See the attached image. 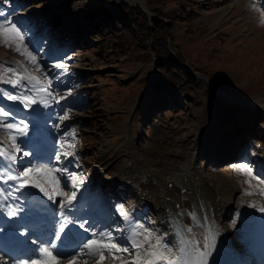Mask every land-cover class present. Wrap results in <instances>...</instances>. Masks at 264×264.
<instances>
[{
    "label": "rangeland",
    "instance_id": "374dc122",
    "mask_svg": "<svg viewBox=\"0 0 264 264\" xmlns=\"http://www.w3.org/2000/svg\"><path fill=\"white\" fill-rule=\"evenodd\" d=\"M194 1L197 3L194 7L197 14L194 23H201L205 29H212L215 34L210 38L213 39V54L227 56L218 59L215 70L211 68L203 74L193 72L204 83L198 87L195 95L192 91L180 93L169 88L159 76L161 73L155 70L153 60L139 66L134 62L138 54L118 57L107 51L102 52L87 34L78 36L72 33L73 21H69L66 15L60 16L57 23L52 21L43 25L40 14L50 4L46 6L39 2L33 5L34 0H0V24L13 22L17 26L31 28L27 39L32 41L33 48L40 47L39 63L43 69V72H36L25 57L0 42V93L19 94L23 91L27 94L30 88L35 91L27 81L22 80L15 87L9 82L15 80L16 76L6 69L11 68L26 75L21 67L24 65L28 73L39 76L45 86L50 83V91L66 96L59 104L51 102L48 108L39 105L44 113L49 111L39 123L49 135L45 161L50 160L55 164V155L61 152V140L70 141V137H65V132L75 129L79 141L75 156L67 159L61 156L63 163L58 166L67 167L69 172L83 179L77 193L76 203L79 210L76 215L88 219L89 226L97 231L122 228L121 232L113 231V235L121 243L127 239L129 233L118 208L122 205L129 215L136 208V197L130 192L125 193L122 199L114 197L106 184H96L98 178H95V170L103 169V178L118 174L116 168H120L126 161L123 157L127 152L124 150V138L128 132L137 138L135 148L140 152V159L147 162L149 169L160 167L168 175H178L182 166H185V170L188 168L194 153V163L208 183L206 185L218 188L226 195L231 193V197L240 205L264 199L259 194L245 195L246 190L254 189H249L244 183L245 177L237 175L231 168L232 165L247 160L252 163L258 177L264 179V55L260 54L264 51V0ZM86 2L88 5L105 4L115 11L121 4H144L147 9L144 0ZM162 9L168 12L170 8L164 5ZM75 23L84 26L81 19ZM163 23L167 24V20L164 19ZM176 36L177 46L192 41L191 36L185 37L180 33ZM184 50L183 48L182 52ZM198 57L201 59L202 56ZM188 61L195 69L191 64L195 60L188 58ZM61 63L66 67L54 66ZM182 65L189 66L188 63ZM44 73H47L49 79L44 78ZM200 75L212 82L217 91L226 92L241 101L232 103L215 98L213 87L208 89L207 82ZM156 83L159 85L157 93L153 86ZM69 90L70 96L67 95ZM188 98L192 99L191 103L186 102ZM175 99L177 102H173ZM0 106L6 110H15L23 105L0 95ZM65 112L69 113L70 119L60 124L59 116ZM257 112L261 114V119L252 129L255 121L252 115L256 116ZM12 113L15 120L23 119L17 116L18 112ZM248 113H251L250 122L244 118ZM56 125H59V130ZM238 129L239 133L236 132ZM241 136L247 139V144L243 145V141L239 140ZM21 137L18 138V143L25 150L32 151L24 145ZM0 141L7 146L3 129H0ZM104 145L107 149L101 151ZM135 155L138 158L136 152ZM34 157H18L17 165L24 167L29 161L35 165L38 160ZM188 176L193 179L192 174ZM61 179L62 183H71L66 175ZM251 183L256 186V181ZM193 185L197 191L209 193L205 184L195 182ZM195 196L197 197L196 193ZM111 203L115 204V209L110 208ZM4 211L0 209L3 215ZM149 213V221L143 225L144 232L160 236L156 230V216L154 212ZM230 220L234 222V218L231 217ZM36 247L37 245L34 249ZM30 254L29 257L33 252ZM131 258L123 254L124 260ZM17 259L8 261L11 262L8 264H16ZM89 264L94 262L90 260ZM104 264L122 262L105 260Z\"/></svg>",
    "mask_w": 264,
    "mask_h": 264
},
{
    "label": "snow or ice",
    "instance_id": "6c2138e0",
    "mask_svg": "<svg viewBox=\"0 0 264 264\" xmlns=\"http://www.w3.org/2000/svg\"><path fill=\"white\" fill-rule=\"evenodd\" d=\"M264 22V21H262ZM31 28L17 26L16 23L8 22L0 24V42L7 47H12L15 52L25 57L26 61L33 65L38 73L43 72L39 63L40 47H32V41L27 39ZM57 68H65L64 64H55ZM24 68V73L16 72L14 69H6L7 72L16 76L11 80L15 87L20 81H27L32 85L27 94H6L5 98L9 101L19 102L24 109L33 112L37 121L42 117L38 109H33V105H41L44 108L51 106V102L59 104L66 99L65 95L50 91L51 84L45 86L40 77L28 73ZM44 78L49 79L47 73ZM43 94V95H41ZM67 95H71L69 90ZM11 118V119H10ZM68 112L59 116L60 124L69 120ZM29 123L25 119L15 120L11 110H6L0 106V129H3L7 138V146L0 141V185H8L10 181L15 182L9 185V191L0 187V209L6 211L8 218H14L24 210V206L17 202L15 204L6 203L9 199L20 201L27 199L29 194L17 197L16 192L25 188L38 190L47 201L56 205L52 209L46 201L36 198L27 204L28 211L24 217L14 221L12 224L0 221V245L8 243L32 244L37 245L33 249V255L27 258L16 260V264H89L92 260L94 264H104L105 260H121L122 264H208V257L215 245V230L209 226L205 236L203 246L198 241L193 242L189 236L193 233L192 227L181 230L177 244L169 245L160 236H154L152 232L145 231L132 232L123 243L119 242L113 235V231L121 232L122 228L112 230L101 229L97 231L89 226V220L77 216L79 205L76 203L79 185L83 179L78 178L75 173L69 172L67 167H59L62 164L61 156L68 158L75 156V148L79 143L75 129L65 132V137H70V141L61 140V152L55 155V164L50 160H38L33 165L31 161L27 166L17 165L18 157L32 156L30 150H25L21 143H18L20 136H27ZM59 130V125H56ZM232 171L239 176L245 177L244 183L252 191H245V195L259 194L264 196V179H260L250 161L242 160L231 166ZM59 174V175H58ZM67 176L71 183H62V177ZM256 181V186L252 185ZM58 209V211H57ZM264 211V208L261 209ZM119 214L128 219V213L121 205L118 208ZM193 219H196L193 217ZM5 229L7 231L5 232ZM83 233H88L84 236ZM25 236L24 241L17 239ZM4 249L0 247V251ZM123 254L132 257L124 260ZM0 264H8L3 255H0Z\"/></svg>",
    "mask_w": 264,
    "mask_h": 264
},
{
    "label": "bare ground",
    "instance_id": "6f19581e",
    "mask_svg": "<svg viewBox=\"0 0 264 264\" xmlns=\"http://www.w3.org/2000/svg\"><path fill=\"white\" fill-rule=\"evenodd\" d=\"M213 93L215 98H222L232 103L241 101L226 92L217 91L216 89H214ZM33 109L39 110L42 114L41 118H44L45 114H49V111H45L44 113L39 106L34 105ZM17 112L18 115L25 118L30 126L28 135L21 137L22 141L32 147L35 156L44 158L48 153L46 144L49 135L45 133L42 125L39 124L41 118L37 121L31 110L22 107L16 108L15 113ZM32 128H35L36 131H32ZM134 138L135 136L130 135V132L125 135L124 150L127 152L123 157L126 161L129 160L130 156L131 158L127 163L126 161L125 163L121 161L122 166L116 168L118 170L117 175L109 178L106 177L108 178L107 182L106 178H102L103 169L95 170V178L98 174V176H100V181L106 184L108 190L112 191L113 194L118 186L125 185V189L136 197V208H133L127 220H125V218L123 219L127 233H129V235L132 232L143 233V225L147 224L149 221V215L151 214L149 212H154L156 216V218H154L156 230L169 245L177 244L176 236L173 231L174 228L183 230L192 227L193 233L189 236V239L193 242L198 241L202 247L205 236L207 235L206 230L211 226L215 230V241L219 247L224 264H255L256 262L252 259V253L249 250V239L243 231L242 220L253 219L256 214L264 212L261 210L264 208V199L261 201H259L260 199L251 201L246 205H240L234 197H231V193L226 195L222 193L223 191H219L218 188L214 189L210 187V185H206L207 182L205 178L199 173L194 163V153L186 169L188 172L183 169L185 166H182L183 172L179 169L180 174L178 175H168L162 170L163 168L160 167L149 169L147 167V162L144 159H140V152L135 148V141L137 138ZM103 149L106 150L107 146L104 145L101 151H103ZM175 163L178 165V161L175 160ZM191 174L193 179L188 176ZM195 182L205 184L209 188V193L206 194V192L201 193L197 191V188L193 185ZM14 183L15 182L10 181L8 185H2L1 187H3L5 191H9L11 190L9 185ZM213 191L214 194H219V197L214 195ZM25 194H29L27 199L20 201L9 199L7 201L8 204L21 203V205L24 206V210L21 211L17 217L11 219L5 216L6 211H4V215L0 212V221L12 224L14 221L24 217L28 210L27 204L30 200L39 198L46 201L48 205L49 202H51L47 201L36 189L25 188L15 193L17 197H21ZM50 207L54 209L53 205ZM192 210H195L199 215L201 220L200 226L193 223L188 218L186 211ZM170 215H172V217ZM231 217L234 218V222L231 220L229 221ZM206 223L208 225H206ZM6 231L7 229H5V232ZM17 239L24 241L26 237L17 234ZM20 245L22 247L24 246L23 250L25 251H29V249L35 246L31 242ZM31 252L30 250L29 253Z\"/></svg>",
    "mask_w": 264,
    "mask_h": 264
},
{
    "label": "trees",
    "instance_id": "16d2710c",
    "mask_svg": "<svg viewBox=\"0 0 264 264\" xmlns=\"http://www.w3.org/2000/svg\"><path fill=\"white\" fill-rule=\"evenodd\" d=\"M34 1L33 5L39 2L46 6L50 4L40 14L43 25L52 21L57 23L60 16L66 15L69 21H73L72 33L78 36L82 33L87 34L102 52L107 51L118 57L138 54L134 62L139 66L153 60L155 70L161 73H159L161 79L169 88L180 93L192 91L195 95L198 87L204 83L198 80L193 72L203 74L211 68L215 70L218 59L221 56L227 58L223 54L219 56L213 54L211 48L213 39L210 38L215 34L212 29H205L201 23H194L197 17L194 11L197 3L194 0H144L152 17H148L139 5L121 4L114 11L103 5H88L87 0ZM164 5L170 8L168 12L162 9ZM79 19L84 23L83 27L75 23ZM164 19L167 20V24L163 23ZM179 33L185 37L191 36L192 41L177 46L176 35ZM183 48L185 50L182 52ZM260 54L264 55V51ZM199 55L202 56L201 59ZM188 58L195 60L191 63L195 69L190 65ZM187 63L189 64L187 67L182 65ZM153 86L157 93L159 85L156 83ZM207 88L209 89L208 85ZM173 101L177 102L176 99ZM191 101L189 98L186 100L187 103ZM250 115L251 113H248V116H244L248 122L251 119ZM252 118L255 119L251 126L254 129L255 124L261 119V114L257 112ZM236 132L239 133L240 130ZM239 140L243 141V145L247 144L246 138L241 136Z\"/></svg>",
    "mask_w": 264,
    "mask_h": 264
},
{
    "label": "water",
    "instance_id": "95a60500",
    "mask_svg": "<svg viewBox=\"0 0 264 264\" xmlns=\"http://www.w3.org/2000/svg\"><path fill=\"white\" fill-rule=\"evenodd\" d=\"M127 3H129V2H127ZM139 6H140V8L147 14V16L148 17H152L153 15L145 8V6H144V4L142 5H140L139 4ZM200 78L201 79H203L205 82H207L209 85H210V87H213V83L212 82H210V81H208L205 77H203V76H201L200 75ZM214 89V87L212 88V90ZM213 111H214V109H213Z\"/></svg>",
    "mask_w": 264,
    "mask_h": 264
}]
</instances>
